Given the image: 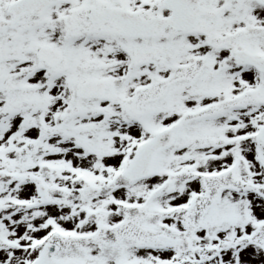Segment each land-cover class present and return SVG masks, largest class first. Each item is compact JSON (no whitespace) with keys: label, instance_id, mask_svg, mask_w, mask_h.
<instances>
[{"label":"snow or ice","instance_id":"1","mask_svg":"<svg viewBox=\"0 0 264 264\" xmlns=\"http://www.w3.org/2000/svg\"><path fill=\"white\" fill-rule=\"evenodd\" d=\"M0 264H264V0H0Z\"/></svg>","mask_w":264,"mask_h":264}]
</instances>
